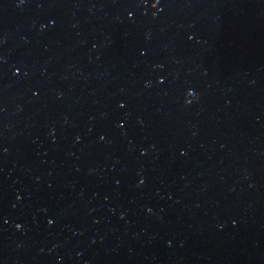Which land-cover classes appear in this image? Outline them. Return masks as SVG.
I'll use <instances>...</instances> for the list:
<instances>
[{
    "label": "water",
    "instance_id": "1",
    "mask_svg": "<svg viewBox=\"0 0 264 264\" xmlns=\"http://www.w3.org/2000/svg\"><path fill=\"white\" fill-rule=\"evenodd\" d=\"M0 264H264V0H0Z\"/></svg>",
    "mask_w": 264,
    "mask_h": 264
}]
</instances>
